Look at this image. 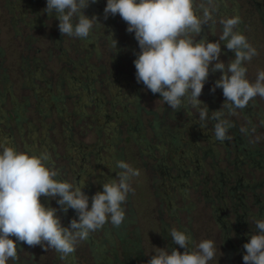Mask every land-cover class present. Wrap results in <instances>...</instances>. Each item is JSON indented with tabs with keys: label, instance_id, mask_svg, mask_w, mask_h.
<instances>
[{
	"label": "rangeland",
	"instance_id": "rangeland-1",
	"mask_svg": "<svg viewBox=\"0 0 264 264\" xmlns=\"http://www.w3.org/2000/svg\"><path fill=\"white\" fill-rule=\"evenodd\" d=\"M106 3L97 0L85 10L101 24L80 39L61 34L54 14L43 12L47 0H0V146L49 153L56 178L84 187L89 207L121 171L118 161L140 173L131 178L134 192L122 204L119 227L109 221L64 258L55 249L17 241L19 259L8 264H147L154 246L178 247L169 235L173 228L191 236L193 250L213 240L217 252L209 264H244L243 245L256 231L255 221L264 219V98L226 116L234 124L231 139L217 141L215 121L202 128L196 109L173 110L137 82L138 41L118 14L105 20ZM217 4L215 25L193 38L216 42L219 20L239 16L236 30L258 52L243 65L254 82L264 70V0ZM224 43L220 59L227 64L235 53ZM222 75L210 72L199 97L209 116L226 100L222 88L211 91ZM41 202L60 209L65 227L78 219L54 199Z\"/></svg>",
	"mask_w": 264,
	"mask_h": 264
},
{
	"label": "clouds",
	"instance_id": "clouds-1",
	"mask_svg": "<svg viewBox=\"0 0 264 264\" xmlns=\"http://www.w3.org/2000/svg\"><path fill=\"white\" fill-rule=\"evenodd\" d=\"M96 2L47 0L43 12L49 17L54 14L63 36L87 39L94 25L100 23L97 16L85 14ZM217 11V0L200 3L196 0H107L104 18L118 14L128 25L127 32L135 34L140 48L134 60L137 82L152 94H160L173 110L185 105L196 109L202 128L207 127L208 119L215 121V139L223 142L231 139L228 132L234 127L226 116L246 108L257 96L264 98V70L258 72L254 82L246 77L248 69L243 66L244 62L251 61L258 52L236 30L241 23L239 16L219 20L222 34L216 42H209L206 37L193 38L201 36L205 25H215ZM109 35L112 48L118 49L114 34ZM221 41L235 53V58L227 64L220 59ZM217 71L223 75L211 91L222 88L226 100L220 110L209 116L208 106L199 97L210 72ZM244 131L242 128L241 132ZM0 147V264L19 259L17 241L55 249L64 258L109 221L116 227L123 223L122 204L134 192L131 178L140 175L127 162H117L121 171L115 179L103 184V191L91 197L89 207L84 187L56 178L58 171L47 165L51 159L49 153L32 155L11 146ZM41 197L56 200L65 213L75 210L78 219L73 218L68 227L63 226L58 215L60 209L46 206ZM255 228L250 241L243 245L244 264H264V219H257ZM169 235L178 247L170 250L154 246L155 254H150L147 264H209L216 257L217 248L211 239L200 241L193 250L192 238L184 231L173 228ZM180 248L184 249L183 253Z\"/></svg>",
	"mask_w": 264,
	"mask_h": 264
}]
</instances>
